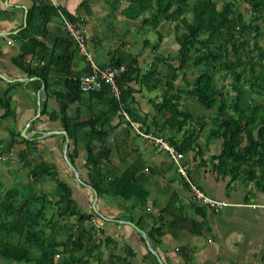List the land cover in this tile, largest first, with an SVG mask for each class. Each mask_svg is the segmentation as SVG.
<instances>
[{
  "label": "trees",
  "instance_id": "1",
  "mask_svg": "<svg viewBox=\"0 0 264 264\" xmlns=\"http://www.w3.org/2000/svg\"><path fill=\"white\" fill-rule=\"evenodd\" d=\"M44 1L36 0L29 10L26 26L19 36L21 52L15 60L16 65L31 78H40L46 85L47 98L51 97L50 92L55 94L60 105L78 102L91 108L94 101H102L108 108L85 121L78 118L74 121L63 111L60 116L55 112L49 114L51 121L61 120L62 129L76 148L88 139L85 148L89 179L86 181L81 177L77 179L69 167L71 183L59 177L55 165L45 161L34 163L31 160L32 152L36 151L34 142L22 138L20 133L11 131L6 144H0L8 156H13L16 144L26 145V149L18 153L14 172L26 169L35 180L23 182L26 190L30 188L27 193L20 185H5L10 179L0 180V264H132L134 252L104 231L108 221L91 206L94 193L88 188L91 186L98 193V199H147L148 193L143 184H139L138 166L129 167L121 176H115L105 166L111 164L114 148L120 160L129 155L127 148L134 131L121 122V118L124 120L122 111L140 122V129L146 134L169 141L185 158L191 152L204 154L198 149L202 134L207 147L219 143L221 149L210 159L213 168L232 182L253 183L257 192L264 194V105L254 104L253 100L254 95L264 94V47L259 43L264 32L257 25L258 21L264 22V0H244L249 6L251 20L244 18L234 1L219 8L218 0H115L114 10L126 1L129 5L122 12L126 20L132 22L141 18V29L156 31L159 39L164 38L158 33L161 24L173 25V42L178 45V65L173 66L167 60L166 73L157 69L158 63L164 62L162 56L157 55L146 69L140 66L139 57L119 49L115 51L110 63L101 66L125 67L119 80L120 100L111 94L107 85L99 92L80 90V75L72 73L79 52L72 38L63 31L62 24L54 34L53 50L46 44L50 35L48 25L53 19L60 20L59 12L77 21L65 11L44 5ZM147 12L150 14L145 17ZM144 43L152 46L148 39ZM160 47L161 42L153 44V52ZM27 57L38 60V66L28 63ZM89 73L88 68L86 74ZM189 74L194 75L192 83L187 81ZM222 74L235 93L233 105L227 102L228 87L218 84L217 77ZM53 75L65 77L59 92L52 89ZM159 76L164 78V84H158ZM158 88L162 89L161 101L150 100L155 112L152 124L148 117H134L131 107L135 103L134 94ZM7 95L0 92V111H3L0 120L14 115ZM183 95L192 98L198 109L208 112L209 119L183 108ZM44 113L42 110L41 114ZM114 119H119L118 123L113 124ZM196 119L199 121L193 127ZM85 130L90 131V135L80 134ZM64 142L65 136L62 144ZM69 153V161L75 167L77 151ZM11 158L9 164L13 163ZM64 162L68 166L65 159ZM47 175L53 186L49 190L38 189ZM76 185L89 193V210L74 198L78 192H75ZM99 221L102 226H97ZM154 262L158 264L155 258Z\"/></svg>",
  "mask_w": 264,
  "mask_h": 264
},
{
  "label": "crops",
  "instance_id": "2",
  "mask_svg": "<svg viewBox=\"0 0 264 264\" xmlns=\"http://www.w3.org/2000/svg\"><path fill=\"white\" fill-rule=\"evenodd\" d=\"M114 1L45 0L44 5L65 11L85 27L87 45L100 65L110 63L115 51L119 49L139 57L140 66L145 68L148 60L154 59L156 51L153 52L151 46L145 48L144 43L139 46L140 51L135 53L132 51L131 41H128L141 28V18L127 21L122 12L129 4L123 1L120 8L114 10ZM35 3L36 0H0V92L2 95L5 92L8 94L14 110L13 117L0 120V144H6L10 131L20 133L22 138L34 142L36 151L32 152L31 159L34 163L45 161L55 165L59 177L71 183L72 173L64 162L65 142L62 144L64 135L60 132L64 130L61 120L53 122L49 114L55 112L60 116L63 111L74 121L77 118L85 121L93 114L105 111L108 105L102 101H94L91 108L88 104L78 102L60 105L55 94L50 92L51 97L47 98L46 85L40 78H31L16 65L15 60L21 52L19 36L26 26L29 10L33 9ZM126 22L133 27H126ZM60 29L59 18L49 23L50 35L46 42L49 49H52V44L55 46L54 34ZM37 40L42 42L39 37ZM166 40L165 37L163 43ZM174 40L172 38L170 44ZM9 41L12 42L11 45L8 44ZM136 44L137 42L134 47ZM32 61L34 66H38V60ZM88 68L87 62L79 55L73 62L72 73L81 76L86 74ZM51 79L54 81L53 91L59 92L63 88L65 77L53 75ZM143 92L134 94L132 111L134 117H148L152 124L155 112L150 100L153 96L147 97ZM43 104H46L44 108ZM42 110L45 111L44 114H41ZM2 114L3 111H0V115ZM119 119H114L113 124L118 123ZM120 120L125 123L122 118ZM135 123L140 125L138 121ZM152 128L155 129L156 125H152ZM89 132L85 130L80 134L87 136L90 135ZM202 140L203 138L200 139L198 149H202L204 154L200 156L191 152L185 161L192 166L189 172L191 182L210 199L225 204L219 213L194 205L188 183L179 175L169 156L156 152L134 132L127 148L129 155L125 159L120 160L114 148L112 162L110 165L106 164V168L111 169L115 176H121L129 167L138 166L139 184H143L148 196L144 201L137 198L125 201L104 197L98 199L95 208L107 218L108 223L104 226L107 235L112 236L120 245L126 244L134 252L132 264H156L154 258L158 264L159 260L162 264H264V194L257 192L253 183L232 182L228 176L218 173L210 162L216 153L215 148L212 144L208 147L207 143L206 147L201 145ZM87 141L88 139L82 141L76 148L70 140L68 150L70 153L74 149L77 151L75 168L85 181L89 179L88 153L85 148ZM24 149V143L16 144L11 166L6 164L10 161L0 163V177L3 174V181L11 179L9 170H12L16 183L35 181L26 169L14 172L12 167L18 161V153ZM44 179L48 185L52 184L48 175ZM80 189L76 185L75 192H78L74 198L88 209L91 202L89 193ZM129 222L144 232L146 238L137 233ZM151 232L153 235L150 236ZM149 246L156 255L149 250Z\"/></svg>",
  "mask_w": 264,
  "mask_h": 264
},
{
  "label": "built area",
  "instance_id": "3",
  "mask_svg": "<svg viewBox=\"0 0 264 264\" xmlns=\"http://www.w3.org/2000/svg\"><path fill=\"white\" fill-rule=\"evenodd\" d=\"M62 29L67 33L76 45L79 55L84 58L87 62L90 72L89 74H84L80 76V90L84 93L99 92L103 89L104 85L109 86L111 94L118 100L121 97V89L119 85V80L121 76L125 73V67L113 68V67H102L95 59L94 53L89 49L86 42V29L83 25L78 22H74L69 19L64 13L59 12ZM8 44H12L11 41ZM33 62L32 60H28ZM43 65V62L40 63ZM122 116L124 122L128 124L134 133L140 138L144 139L149 143L156 152L167 154L175 166L179 175L188 183L191 190V202L194 205L204 206L215 213H219L225 207L223 202H218L207 197L202 191L199 190L190 180L189 172L192 170V166L184 162L185 156L174 149L169 141L162 138H158L151 134H146L140 129V126L132 121L130 116L122 111ZM3 147H0V163L8 162L12 155H7L2 151ZM97 226H102V222H97Z\"/></svg>",
  "mask_w": 264,
  "mask_h": 264
},
{
  "label": "rangeland",
  "instance_id": "4",
  "mask_svg": "<svg viewBox=\"0 0 264 264\" xmlns=\"http://www.w3.org/2000/svg\"><path fill=\"white\" fill-rule=\"evenodd\" d=\"M230 1H232V2L234 1L235 2L236 6H237V8L239 10V12L241 14H243V16H244V18L246 20H251V17L252 16H251V12L249 10V6H248V4L244 0H218V6H219V8H221L224 5V3L230 2ZM148 14H150V12H147L145 14V17ZM126 23H127L126 27H133V25L131 23H129V22H126ZM257 25L260 26L261 32L262 31L264 32V22L263 21H258L257 22ZM174 30L175 29H174V26L173 25H169L168 23L161 24V26L158 28V33L159 32L162 33L164 35V38L165 37L167 38V40L164 43H163L164 38L163 39H161V38L159 39L157 32L154 31V30H151L150 28H145L144 30H142L141 28H138V33L140 32L139 35H138V33L133 34V36H132L133 38L128 39V41L129 42L131 41V43L133 45V47H131V48H132V51L135 52V53H137L138 51H140L139 50V46H143L145 39H148L152 43V46H153V44H156L157 42H161L160 50H157L155 52L153 58H155L157 55L163 57L164 62L158 63L157 69L161 73H166L167 70H168V67H167V64H166V61L167 60L170 61V63L173 66H177L178 65V59H177V56H178L177 55L178 45L174 44V42L170 44V40L172 38H175V36H174ZM136 42H137L136 47H134V44ZM259 43L261 44V46L264 47V37H263V39H260L259 40ZM251 44H253V43L251 42ZM144 46H145V48L146 47H150V46H146L145 44H144ZM151 60H152V58L148 60V63L147 64H145L146 65V67H145L146 69H149L150 64H151ZM158 78L160 79V81L158 82V84H164V78H161L160 76ZM217 78H218V84L219 85H222L223 84V85H226L228 87V90H229L230 95L227 98V102H228V104L233 105L234 104V95H235V93L230 90L231 89L229 87V82L230 81L228 79H224V75L223 74L220 75V76L218 75ZM193 80H194V75L193 74H191V75L189 74L188 75V78H187L188 83H190V82L192 83ZM247 88L248 87L246 86V89ZM161 94H162V89L161 88H158V89L153 90L151 92H149L148 90L145 89V91L143 92V95H145L147 97L153 96L152 99H156L157 101H161ZM253 100H254V104L255 103L256 104L258 103V104H263L264 105V94L262 96L254 95L253 96ZM182 105H183V108H186V107L189 108L193 112V114H195V115H197V114L204 115L206 119H209V113L208 112H205L203 110L201 111L200 109H198L197 104L194 102V100L192 98H190V97H188L186 95H183ZM198 121L199 120H197V119L194 121L193 127L194 126H197L196 123ZM202 136H203L202 137L203 140L201 142V145L205 146L206 138L204 137L203 134H202ZM140 142L142 143L141 140H140ZM212 147L215 148L216 153L221 149L219 143H214L212 145ZM205 151H206V149H205ZM6 164H7V166H11L12 163L11 164L6 163ZM17 165L18 164L15 163V165L12 166V167L13 168H16ZM12 167H10V169ZM10 171H12V170H9V173H10ZM2 178H3V174L0 177V180H2ZM4 184L7 185V186H13V187L16 186V185H20V187L23 188L24 191H26V193L30 189L28 187V189L26 190V186L24 184H22L21 182L16 183L12 175H11L10 181L9 182H4ZM51 186H53V185L52 184L48 185L47 180L44 179L43 180V183H40L38 185V189H41V190H49L51 188Z\"/></svg>",
  "mask_w": 264,
  "mask_h": 264
},
{
  "label": "water",
  "instance_id": "5",
  "mask_svg": "<svg viewBox=\"0 0 264 264\" xmlns=\"http://www.w3.org/2000/svg\"><path fill=\"white\" fill-rule=\"evenodd\" d=\"M38 111L40 112V105L38 106ZM61 135H64L65 136V143H64V146H63V155H64V158H65V161L68 165V167L74 172L75 176L77 177V179L81 180L80 179V175L78 174L76 168L70 163L69 161V158H68V148H69V145H70V138L68 136V133L66 131H62L60 132ZM22 135H25V134H22ZM89 189H91L94 193V201H93V206H94V209H95V212L104 220H107V218L99 211L95 208L96 206V203L98 201V193L91 187V186H88ZM128 224H130L131 226H133L136 230L137 233H139L143 238H146V234L144 232H142L137 226H135L133 223L129 222ZM149 250L154 254L155 252L153 251V249L149 246ZM159 263L162 264V262L159 260Z\"/></svg>",
  "mask_w": 264,
  "mask_h": 264
},
{
  "label": "clouds",
  "instance_id": "6",
  "mask_svg": "<svg viewBox=\"0 0 264 264\" xmlns=\"http://www.w3.org/2000/svg\"><path fill=\"white\" fill-rule=\"evenodd\" d=\"M1 147V146H0Z\"/></svg>",
  "mask_w": 264,
  "mask_h": 264
}]
</instances>
